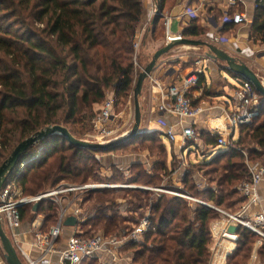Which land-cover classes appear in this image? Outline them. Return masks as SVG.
Segmentation results:
<instances>
[{"label": "trees", "instance_id": "16d2710c", "mask_svg": "<svg viewBox=\"0 0 264 264\" xmlns=\"http://www.w3.org/2000/svg\"><path fill=\"white\" fill-rule=\"evenodd\" d=\"M169 1L172 0H158L160 13ZM259 1L252 35L264 43V0ZM143 15L144 0H0V167L21 142L48 127L63 126L76 137L70 126L86 119L93 121L99 112L96 110L107 99L108 90L113 91L114 102L134 93L138 73L134 43ZM218 17L216 14V22ZM160 19H155L154 28ZM222 23L220 32L224 36L235 34V24H225L224 18ZM36 24L41 26L37 28ZM206 34L194 19L182 36L204 41ZM160 135L140 132L132 140L108 150L77 148L64 137L53 135L23 155L6 185L16 181L24 196L34 197L60 188L67 181L86 184L98 180L102 155L157 144L162 159L152 174L141 165L134 166L130 173L131 184L156 187L155 181H162L160 177L167 170L168 160ZM204 136L216 154L192 169L201 173L208 185L200 189L189 173L184 183L187 190L183 192L236 211L245 201L236 188L250 180L243 152L250 161L264 162V98L260 96L259 115L253 124L240 130L237 146L243 152L218 149L216 138ZM112 170L119 171L116 167ZM116 192L102 190L89 198L94 201L91 216L84 221L82 214V226L89 229L81 236L92 237L93 229L99 227L107 237L131 231L137 222H129L116 213L118 205L113 199ZM126 194L138 200V209L150 200V193L145 191ZM129 204L135 206L132 200ZM55 205L42 201L37 213L34 206L21 208L22 222L25 223L28 213L41 215L45 223L40 231L48 232L58 219ZM218 218L217 212L204 205L163 196L151 205V227L145 241L128 243L122 251L130 254L132 264H209L211 223ZM238 233V248L228 264L248 261L257 240L248 230L240 229ZM260 255L264 257V247Z\"/></svg>", "mask_w": 264, "mask_h": 264}, {"label": "built area", "instance_id": "2783aa9c", "mask_svg": "<svg viewBox=\"0 0 264 264\" xmlns=\"http://www.w3.org/2000/svg\"><path fill=\"white\" fill-rule=\"evenodd\" d=\"M230 5H235L236 0H228ZM259 0L255 4V9L259 8ZM159 2L153 5L152 16L159 17ZM184 16L192 20L197 18V12L194 9H186ZM170 19L165 22L167 42L182 39V35H170L171 24ZM224 23H232L235 25H250L254 23V18L246 13H237L233 17L225 16ZM214 44L219 45L224 41L221 37L214 38ZM141 44L138 39L134 43V64L136 70L141 69L139 65V50ZM143 70V69H142ZM139 74V73H138ZM203 69H197L195 72L175 79L168 87V97L170 103L163 105L162 111L175 116L179 122L176 125H168L165 121L158 124L162 135L175 142L178 133L176 128L181 129V136L184 143L197 138L195 130L196 118L203 112L202 109L195 108L191 91L196 87H202ZM151 77V76H150ZM238 87L235 92V105L231 112L225 110L226 118L224 122L217 119L216 126L207 128V133L217 139V147L223 151L241 149L237 146L239 132L242 127L251 126L255 118L259 115L260 95L256 91L253 84L242 79H235ZM215 109V108H214ZM115 102L114 97H108L99 112L93 119V125L96 133L92 138L93 143L106 144L113 140L110 139L115 132L111 129V123L114 120ZM192 119L191 124L187 122ZM90 142V141H89ZM185 151L189 147L184 146ZM190 151H192L190 149ZM215 153V150H214ZM246 158V165L250 172V180L244 181L237 186L240 196L245 200L242 206L236 211H228L213 204L203 202L201 200L186 197L183 194L175 196L185 198L195 203L204 205L219 214V218L211 223V232L213 236L214 246L210 248L209 264H228L230 257L236 252L239 242V231L245 229L253 233L257 240L254 244L253 254L250 264H255L258 260V252L264 247V162H253L248 159V154L243 152ZM106 186V185H100ZM114 188V185L107 186ZM127 187V186H126ZM134 187V186H129ZM103 188L99 185H84L81 187H66L54 189L50 192L34 196H24L23 189L12 181L4 186L0 193V216L6 233L11 238L17 252L25 264H51V256L59 255V264H86L88 259L101 264H128L129 257H123L122 248L128 243H142L151 227L150 214H147L140 223L131 231L125 234L107 237L105 234H96L92 237H83L79 232L74 233L68 238L65 248H60V242L63 238L64 223L70 216H74L78 221L82 222V210L76 207L73 210L62 209L56 224L50 228L48 232H42L37 225H34L36 238L31 244H25L20 240L19 230L23 222L20 209L26 206H34L35 204L52 200L58 203V198L62 194L74 192H83L89 189ZM140 189H149L148 187H134ZM171 191V190H170ZM173 192V191H172ZM232 227L238 228L237 233L230 231ZM40 252L39 257L31 255L32 249Z\"/></svg>", "mask_w": 264, "mask_h": 264}, {"label": "crops", "instance_id": "0c3cea01", "mask_svg": "<svg viewBox=\"0 0 264 264\" xmlns=\"http://www.w3.org/2000/svg\"><path fill=\"white\" fill-rule=\"evenodd\" d=\"M157 1L158 0H144V15L137 35V39L141 44L139 50V65L141 69L137 70L138 73H141L142 69L148 66L154 54L167 43V33H165V36L162 39L159 40L158 38L161 31H164V29L166 30V20H171L170 24L172 34L170 35H183L184 30L192 23V19L185 17L184 12L186 9H194L197 12L196 19L198 20L199 26L207 32L206 40L204 41L214 44V38L216 36L221 37L224 42L216 46L221 47L230 55L246 63L258 75L264 84V43L261 42L258 37H253L252 24L236 25L235 34L230 35L229 37L224 36L220 32L221 29H223L222 20L225 16L233 17L237 13H246L254 18L257 11V9H255V4L258 0H236L235 5H230L228 0H172L165 4L164 10L159 16L161 19L154 28L153 22L157 17L155 18L152 16V9L153 5L157 4ZM216 14H219L218 22L215 20ZM183 48L186 49V51H183ZM191 49L204 48H193L188 46L174 48L170 52V55L162 58L158 62L151 77L144 82L142 95L139 98L142 112V121L140 126L141 133L157 132L160 134L161 131L158 127L159 122L165 121L168 125H176L179 122V120L172 114L162 111V107L163 105L171 102L168 97L169 85H171L175 79L180 78V74L188 72L187 69L180 68V63H183L180 62V60H186L190 55L198 52L190 51ZM206 54L207 52H205V55ZM219 67L223 69L222 65L208 63L206 60L202 61L199 69H203L204 71V75L202 76L203 85L202 87H196L191 91L190 96L193 99L194 107L202 109L203 111L196 118L195 122H193L196 123L195 130L197 131V138L184 143L183 137L181 136V129L176 128L178 136L175 142L170 141L172 144V158L169 157L167 146L162 140L166 150V156L168 158L167 170L165 173L168 175L170 180H173V182L169 186L165 184L167 187L164 185L161 187L169 189H183L186 175L189 173H192L196 178L200 189H205L207 187V180L201 173L193 170L192 166L195 164H201L203 161L216 154V152L214 153V149L207 144L209 140L207 139V136L204 135L208 134L207 128L216 126L217 119L224 122L226 118V113H224L225 110L229 112L232 111L236 103L235 92L238 87L237 83H235L236 80L234 78L232 79L227 72L221 70L218 71ZM225 76H228L234 84H231ZM214 83L219 84L216 92H214ZM220 83H223V85ZM191 122L192 119H190L187 123L191 124ZM184 146L189 147V149L195 147L194 159L197 160L196 162L193 161L194 159L191 160L189 158L187 160L185 158V153L187 151H185ZM149 149L150 148L144 149L142 147L138 150H131L125 153H119L120 151H118L115 153L105 154L100 157V162L104 167V172H107V170L110 172L114 167H116L119 171L124 172L127 180L128 177L131 178L130 173L136 165H141L149 174H152L155 165L159 162V159H154L155 157H152ZM192 152L193 150L189 153L190 156ZM121 154L124 155L121 156ZM128 182L130 183V181ZM143 190H151V188ZM76 207H80V204L77 202H74V204L67 203L64 207L63 205L60 206L61 209H69L70 211ZM84 214L88 215L87 211H85ZM141 219L142 216H138L137 223L134 227L140 223ZM44 223L45 219L41 215L34 218L30 224L23 223L21 229L19 230L20 240L25 244L33 243L36 238L34 225H37L38 228L41 229ZM80 226L81 225L79 224L76 227L64 226L65 229L63 238L59 244L61 249L65 248L67 240L71 237V235L77 232L80 234L82 233L79 229ZM30 251L33 257L37 258L40 256L39 250L33 248ZM121 254H123V257H129L130 261L128 264H132V257L130 254H127L124 251H121ZM59 258L58 254L52 255L50 259L51 264H59Z\"/></svg>", "mask_w": 264, "mask_h": 264}, {"label": "rangeland", "instance_id": "374dc122", "mask_svg": "<svg viewBox=\"0 0 264 264\" xmlns=\"http://www.w3.org/2000/svg\"><path fill=\"white\" fill-rule=\"evenodd\" d=\"M35 26L37 28H39L41 25L36 24ZM165 31H166L165 29H164V31H161V33L158 36L159 40L162 39L165 36V33H166ZM203 40H206V39H203ZM208 43H210V42H208ZM166 44L164 46H166ZM210 44H212V43H210ZM219 48L222 49L221 47H219ZM183 51H186V49L183 48ZM190 51H198V52H195V54L190 55L186 60H184V59L180 60V62H183V63H180V65H181L180 68L187 69L188 72L180 74L179 77H186L187 75H190L191 73L195 72L196 69L200 68L201 63L204 60L208 61V63H214L211 60H208L207 56L205 55V52H208V50H206V49H191ZM192 53H194V52H192ZM168 55H170V53H168L164 57H166ZM200 61H201V63H200ZM215 64L224 65L221 62H217ZM220 70L222 71V68L219 67L218 71H220ZM225 77H226V79H228V81L231 84H234V82L228 76H225ZM137 79H138V74L136 76L134 85H136ZM220 84L223 85V83H220ZM218 86H219V84H217V83L213 84L214 92H216ZM106 93H107V97L106 98L111 97V96L114 97L113 91L108 90ZM133 96H134V93L132 92V94L129 95L128 98H126V99H124V98L122 99L121 98V99H119L118 102L115 99V110H114V114H115L114 117L115 118H114V120L111 123V129H112L113 132H115V134L110 138L113 141H115L116 139H121L124 136L130 134L132 129H133V127H134V124H135V112H134V97ZM97 111H99V109L96 110V113H97ZM70 129L72 130V132L74 134L77 135L76 136L77 139L90 141V142L95 141V139L92 138V136H95V134H97V133H96L95 127L93 125V121L89 122L86 119L82 123L70 126ZM237 135H239V132L237 133ZM160 136H161L160 138L164 141V143L167 146V151H168L169 157L172 158L173 157L172 144H171L170 140L166 137V135H162L161 134ZM153 146L154 147H152V148H150V146H149V148H150L149 150H150V153H151L152 157H155L154 159H162V156H161V154L159 152V146L157 144H155ZM190 149L193 150L191 156L189 155V153L191 152ZM190 149H188L187 152L185 153V158L187 160L189 158L191 160L194 159L195 147H192ZM120 153H122L121 150H120ZM123 155L124 154H121V156H123ZM193 161L196 162L197 160L194 159ZM115 171L111 170L110 172H108V170H107V172H104V167L102 165V167L100 169V175H98V180L97 181H89L86 184H75L72 181H67V182H65L63 184L66 187H81V186H84V185H99V187H103V188H94V189H89V190L83 191V192H74V193H69V194H62L58 198V203L59 204L55 203L52 200H45V201H49V202L52 201L53 203L56 204L55 206L58 209L57 210L58 215L60 214V212L62 210L60 208L61 205H63V207H64V205L67 204V203L74 204V202H77V203L80 204V208L82 210V214L85 217L84 221H86V218H89L90 215H91L90 212H89V209L93 205V202H94L93 200L90 201L89 198H92V196L96 197V193H98V192H100L102 190H115L117 192L113 195L114 196L113 199L115 201V204L118 205V207L115 209L116 213L118 215H120L121 217H124V218L128 219L129 222H133V221L137 222L138 216L139 217L142 216V219H144V217L147 214H150V216H151V205L153 204V202H156L159 198H161L163 196L168 197V198H174V197H177V196H175V193L176 194H183V196L185 195L186 197L189 196V195L185 194V192H183V191L187 190L185 188H183V189H179V188L178 189H174V188L169 189V188H166L167 186L171 185V183L173 182V180H170L168 178V175H166V173H163L162 176L160 177L162 179V181H160V180L159 181H155V186L156 187H150V186H145V185L130 184L128 181H131L132 178L128 177V180H127V177H124V174H123L124 172H122V171L115 172ZM120 178L122 179V181H121ZM113 179H118L120 182H114ZM100 185H106V186H100ZM111 185H114V188H112V187L108 188L107 187V186H111ZM162 185H164L166 187H161ZM129 186L149 187V188H151V190H143V189H140V188H134V187H129ZM136 190L145 191V192L150 193V195H149L150 200L143 202L142 209H138L137 208L138 207V206H136L137 205L136 203H138L137 199L133 198L132 195L130 197V196H128L126 194L129 191H136ZM170 190H173V192L170 191ZM192 193H194V192H192ZM41 194H44V193H41ZM41 194H38V195H41ZM63 199L66 200V201H64ZM131 200L135 203V206H133L132 204H129V201H131ZM88 201H90V202H88ZM85 202H87V203H85ZM190 202L193 203V201H190ZM85 211H87L88 215L84 214ZM37 216H39V215H36V214H33V213H28V215H27V217L25 219V223L30 224L33 221L34 218H37ZM84 221H82V222L80 221L79 222V225H81L79 229L82 232L83 231H87L89 229V227L82 226L83 225L82 223H84ZM129 225H132V223L129 224ZM134 225H136V223L135 224L133 223L132 227H134ZM51 226L52 225L48 226V228H50ZM132 229H130V230H132ZM128 231L129 230H127L125 232H128ZM103 232H104L103 229L99 227V228L93 229V231L91 232V235L102 234ZM122 234H125V233H122ZM118 235H121V233L118 234ZM110 237H112V236H110ZM211 246L213 247L214 244H211ZM253 252L254 251L252 250L251 256H252ZM251 256L249 257V259H247L248 261H246L245 263L243 262L242 264H250ZM90 262H92V259H88L86 264H88ZM0 264H6L5 252L3 250L1 241H0ZM255 264H264V257H262L260 255V251L258 252V260L256 261Z\"/></svg>", "mask_w": 264, "mask_h": 264}, {"label": "water", "instance_id": "95a60500", "mask_svg": "<svg viewBox=\"0 0 264 264\" xmlns=\"http://www.w3.org/2000/svg\"><path fill=\"white\" fill-rule=\"evenodd\" d=\"M180 46H188L193 48H206L208 50L206 56L208 60H211L214 63L221 62L224 65L222 71L227 72L232 79H242L244 81L250 82L255 87L256 91L260 96L264 98V84L258 77V75L242 60L230 55L223 49H220L215 44H210L201 40H191L186 39L182 36L180 40H174L166 44V46L159 49L154 56L152 57L150 63L146 68H144L141 73L138 75V79L134 89V112H135V124L130 134L124 136L121 139H116L110 143L99 144L93 143L85 140H80L74 137L71 132L63 126H53L48 127L28 139L21 142L12 152L10 157L3 163L0 167V193L4 186L6 185L8 176L13 172L17 164L20 162L23 155L32 147H34L39 142L51 137L53 135H60L64 137L70 145L77 148H85L92 150H108L119 146L129 140H132L140 133V126L142 121V112L139 98L142 95V89L144 82L153 74L155 71L158 62L168 53H170L174 48ZM112 98V96L110 97ZM42 202V201H41ZM34 205V213L38 212L40 203ZM79 224V221L76 217L70 216L66 219L64 226L65 227H76ZM231 232L237 233L238 228L232 227ZM0 241L5 252V261L6 264H25L21 257L19 256L17 249L15 248L11 238L5 231L3 223L0 216Z\"/></svg>", "mask_w": 264, "mask_h": 264}]
</instances>
